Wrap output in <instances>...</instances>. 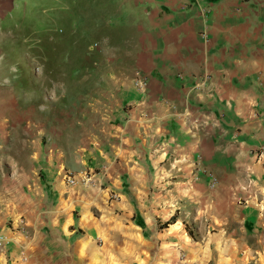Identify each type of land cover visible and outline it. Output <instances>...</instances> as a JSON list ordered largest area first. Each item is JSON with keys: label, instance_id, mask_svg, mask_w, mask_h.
I'll list each match as a JSON object with an SVG mask.
<instances>
[{"label": "crops", "instance_id": "crops-1", "mask_svg": "<svg viewBox=\"0 0 264 264\" xmlns=\"http://www.w3.org/2000/svg\"><path fill=\"white\" fill-rule=\"evenodd\" d=\"M19 1L0 0V264H264V0H99L136 67L96 74L108 127L72 164L23 127Z\"/></svg>", "mask_w": 264, "mask_h": 264}, {"label": "rangeland", "instance_id": "rangeland-1", "mask_svg": "<svg viewBox=\"0 0 264 264\" xmlns=\"http://www.w3.org/2000/svg\"><path fill=\"white\" fill-rule=\"evenodd\" d=\"M102 3L20 0L12 22L16 27L8 31L11 39L17 40L18 49L6 64L30 72L21 80L30 89L14 93L23 111L28 113L31 104L32 115L37 117L35 124L23 125L24 131L30 136H41L45 139L43 144L68 151L70 164L79 152H84V144L93 142V136L108 127L100 118L98 104L109 102L115 94L107 87L109 78L96 74L129 65L132 69L136 67L133 62L127 65L117 59L116 47L112 48L107 40L110 30L117 26L115 14H110V23H106L112 28L107 29ZM102 25L107 28L99 29ZM106 29L105 35L100 33Z\"/></svg>", "mask_w": 264, "mask_h": 264}, {"label": "built area", "instance_id": "built-area-1", "mask_svg": "<svg viewBox=\"0 0 264 264\" xmlns=\"http://www.w3.org/2000/svg\"><path fill=\"white\" fill-rule=\"evenodd\" d=\"M136 72H137L136 73L137 74L136 84L139 86H145L147 83V78L141 75L139 71H136ZM209 177H210V185L214 186V184L216 183L215 176L209 173ZM65 180L70 184H74L79 180H81L83 183H92L93 173L86 171V172L81 173L80 176L76 177L73 173L69 172L65 175ZM111 196L115 198L117 194L111 193ZM4 238L5 236L0 235V245L2 244V241L4 240Z\"/></svg>", "mask_w": 264, "mask_h": 264}, {"label": "trees", "instance_id": "trees-1", "mask_svg": "<svg viewBox=\"0 0 264 264\" xmlns=\"http://www.w3.org/2000/svg\"><path fill=\"white\" fill-rule=\"evenodd\" d=\"M170 222V220H168V221H166V222H164V224L166 225L167 223H169Z\"/></svg>", "mask_w": 264, "mask_h": 264}]
</instances>
